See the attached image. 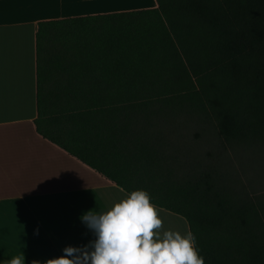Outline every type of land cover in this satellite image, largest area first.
Wrapping results in <instances>:
<instances>
[{
  "label": "trees",
  "instance_id": "obj_1",
  "mask_svg": "<svg viewBox=\"0 0 264 264\" xmlns=\"http://www.w3.org/2000/svg\"><path fill=\"white\" fill-rule=\"evenodd\" d=\"M154 2L38 23L34 130L182 217L204 264H264V0Z\"/></svg>",
  "mask_w": 264,
  "mask_h": 264
},
{
  "label": "crops",
  "instance_id": "obj_2",
  "mask_svg": "<svg viewBox=\"0 0 264 264\" xmlns=\"http://www.w3.org/2000/svg\"><path fill=\"white\" fill-rule=\"evenodd\" d=\"M90 1L0 0V264L20 254L24 264H44L65 247L84 248L95 236L80 217L106 212L128 195L33 125L38 23L155 8L154 0L123 10ZM157 208L161 232H188L182 217Z\"/></svg>",
  "mask_w": 264,
  "mask_h": 264
},
{
  "label": "clouds",
  "instance_id": "obj_3",
  "mask_svg": "<svg viewBox=\"0 0 264 264\" xmlns=\"http://www.w3.org/2000/svg\"><path fill=\"white\" fill-rule=\"evenodd\" d=\"M80 220L95 240L84 248L65 247L62 256L44 264H204L191 231L161 232L163 220L144 190L131 192L101 214L90 210ZM24 259L20 254L7 264H24Z\"/></svg>",
  "mask_w": 264,
  "mask_h": 264
},
{
  "label": "rangeland",
  "instance_id": "obj_4",
  "mask_svg": "<svg viewBox=\"0 0 264 264\" xmlns=\"http://www.w3.org/2000/svg\"><path fill=\"white\" fill-rule=\"evenodd\" d=\"M149 0H91L90 5L96 9H115V10H123V9H130L136 8L148 3ZM244 158L252 159L254 161L259 160L260 165H258L252 173L255 178L254 183H257V180L260 183H264V162L262 161L261 154L258 155L256 151L245 148L244 150ZM245 174L247 172L246 168L244 167Z\"/></svg>",
  "mask_w": 264,
  "mask_h": 264
}]
</instances>
